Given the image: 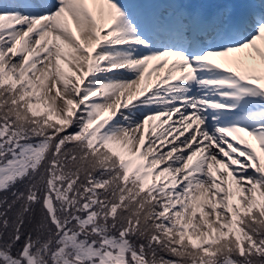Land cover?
I'll list each match as a JSON object with an SVG mask.
<instances>
[{"label":"snow or ice","instance_id":"obj_1","mask_svg":"<svg viewBox=\"0 0 264 264\" xmlns=\"http://www.w3.org/2000/svg\"><path fill=\"white\" fill-rule=\"evenodd\" d=\"M0 264H264V0H0Z\"/></svg>","mask_w":264,"mask_h":264}]
</instances>
